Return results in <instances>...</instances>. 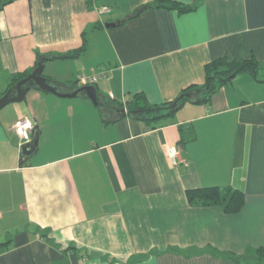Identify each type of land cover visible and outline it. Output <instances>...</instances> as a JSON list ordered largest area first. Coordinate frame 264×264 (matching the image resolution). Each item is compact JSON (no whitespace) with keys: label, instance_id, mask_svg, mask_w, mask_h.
Here are the masks:
<instances>
[{"label":"crops","instance_id":"1","mask_svg":"<svg viewBox=\"0 0 264 264\" xmlns=\"http://www.w3.org/2000/svg\"><path fill=\"white\" fill-rule=\"evenodd\" d=\"M158 1L0 0V97L40 56L64 93L83 87L80 74H106L88 85L100 107L32 89L0 111V264H251L222 253L264 249V0H172L187 12ZM84 38L81 57H54ZM221 58L263 68L172 117L128 114L203 86ZM21 118L38 134L30 156ZM228 186L246 197L237 214L187 197Z\"/></svg>","mask_w":264,"mask_h":264},{"label":"trees","instance_id":"2","mask_svg":"<svg viewBox=\"0 0 264 264\" xmlns=\"http://www.w3.org/2000/svg\"><path fill=\"white\" fill-rule=\"evenodd\" d=\"M154 6L177 8L182 12L192 9L191 6H183L172 0H159ZM88 50V42L84 38L81 48L65 55L54 56L56 58H78ZM41 57V56H40ZM262 66L255 60H247L243 62L229 61L227 58H221L206 66V84L200 87L189 88L182 92L175 100L160 106H152L148 110H135L133 106H128V114L139 119L159 120L169 118L175 115L177 111L182 109L187 103L206 104L209 103L218 89L224 84L233 81L236 76L242 73L251 72L259 76ZM35 69V68H34ZM33 71V70H32ZM31 72H26L16 76L15 83L29 76ZM12 87V86H11ZM192 94L187 97L186 94ZM187 197L191 204L200 206H221L227 214L239 213L246 201L245 194L238 188L228 187H205L192 189L187 191ZM8 244H0V251ZM228 258L237 262H246L251 264H264V249L249 250L244 255H236L234 253H222Z\"/></svg>","mask_w":264,"mask_h":264},{"label":"water","instance_id":"3","mask_svg":"<svg viewBox=\"0 0 264 264\" xmlns=\"http://www.w3.org/2000/svg\"><path fill=\"white\" fill-rule=\"evenodd\" d=\"M136 14H138V12H136ZM126 20H128V18ZM126 20L115 23H108L106 24V27L111 28V27L119 26ZM48 59L51 58L41 56L37 63L36 68L32 71V73L26 78L17 82L6 92V94L0 97V111L9 104L24 101L27 93L32 89L53 93L60 97H68V98H75L80 96L81 93H85L96 107H100L103 105L100 102L98 90L95 86H83L69 93L61 92L58 84L55 81L43 75L45 62L48 61ZM191 95L192 94L190 93L186 94L187 97H190ZM38 141H39L38 134H35L32 140L21 145L20 147L21 153L24 156L32 155L38 147Z\"/></svg>","mask_w":264,"mask_h":264},{"label":"built area","instance_id":"4","mask_svg":"<svg viewBox=\"0 0 264 264\" xmlns=\"http://www.w3.org/2000/svg\"><path fill=\"white\" fill-rule=\"evenodd\" d=\"M111 12L109 7H104L101 13L108 14ZM105 73H92L90 75L78 76V83L82 86L96 85L105 78ZM16 134L25 142H29L34 131V123L30 118H21L14 124ZM167 160L172 167H177L182 163L180 148L178 146H165Z\"/></svg>","mask_w":264,"mask_h":264}]
</instances>
